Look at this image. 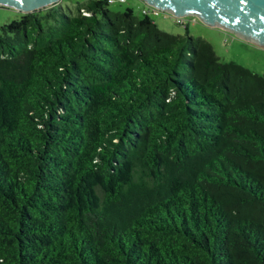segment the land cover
Returning a JSON list of instances; mask_svg holds the SVG:
<instances>
[{
  "label": "trees",
  "instance_id": "trees-1",
  "mask_svg": "<svg viewBox=\"0 0 264 264\" xmlns=\"http://www.w3.org/2000/svg\"><path fill=\"white\" fill-rule=\"evenodd\" d=\"M71 1L0 27V264H264V75Z\"/></svg>",
  "mask_w": 264,
  "mask_h": 264
},
{
  "label": "water",
  "instance_id": "water-1",
  "mask_svg": "<svg viewBox=\"0 0 264 264\" xmlns=\"http://www.w3.org/2000/svg\"><path fill=\"white\" fill-rule=\"evenodd\" d=\"M63 0H0V7L22 14L53 7ZM171 16L197 17L207 26L219 28L264 48V0H142Z\"/></svg>",
  "mask_w": 264,
  "mask_h": 264
},
{
  "label": "rangeland",
  "instance_id": "rangeland-1",
  "mask_svg": "<svg viewBox=\"0 0 264 264\" xmlns=\"http://www.w3.org/2000/svg\"><path fill=\"white\" fill-rule=\"evenodd\" d=\"M84 2L88 0H73ZM63 2V1H62ZM64 6L72 5L71 0H65ZM110 8L117 12H124L128 8H133L137 15L142 16L144 9L148 8L142 0H127L121 4L114 2ZM22 13L14 9L0 7V27L11 23L21 17ZM149 16L156 22L158 27L172 35H186V28L178 25L171 15L160 12L158 16L150 13ZM189 22L190 34L194 37H201L211 43L216 55L222 62L239 64L255 73L264 75V48L249 43L237 36L219 28H212L204 24L197 17H185Z\"/></svg>",
  "mask_w": 264,
  "mask_h": 264
},
{
  "label": "built area",
  "instance_id": "built-area-1",
  "mask_svg": "<svg viewBox=\"0 0 264 264\" xmlns=\"http://www.w3.org/2000/svg\"><path fill=\"white\" fill-rule=\"evenodd\" d=\"M116 1L119 2V3H121V4L127 2V0H108V3L111 5V4H113L114 2H116ZM160 12H161V11H159V10H157V9H154V8H152V7H149V6H148V8L144 11V13H146V14H148V15H149L150 13H153V14L156 15V16H158ZM172 17H174V16H172ZM190 17H191V16H190ZM174 19H175V21H176V23H177L178 25L184 26L185 28L189 26V22L186 21L185 17H180V18L174 17Z\"/></svg>",
  "mask_w": 264,
  "mask_h": 264
},
{
  "label": "crops",
  "instance_id": "crops-1",
  "mask_svg": "<svg viewBox=\"0 0 264 264\" xmlns=\"http://www.w3.org/2000/svg\"><path fill=\"white\" fill-rule=\"evenodd\" d=\"M146 9H144V11H145Z\"/></svg>",
  "mask_w": 264,
  "mask_h": 264
}]
</instances>
